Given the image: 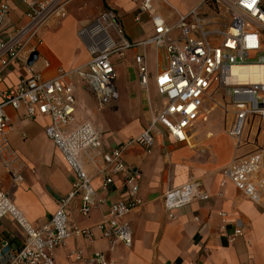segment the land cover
Wrapping results in <instances>:
<instances>
[{"label": "built area", "instance_id": "1", "mask_svg": "<svg viewBox=\"0 0 264 264\" xmlns=\"http://www.w3.org/2000/svg\"><path fill=\"white\" fill-rule=\"evenodd\" d=\"M9 1L0 0V71L18 62L39 41L49 20L64 17L65 7L72 0H20L25 22L6 33L3 21L10 11ZM156 1L139 0L134 17L136 21L141 14L149 17L152 34L147 39L130 41L116 14L106 9L78 33L90 55L87 64L69 71L59 69L51 77L31 72L14 87L0 90V154L7 147L5 134L10 127L6 108L22 109L27 118H47L45 136L74 175L71 191L57 197L54 214L36 226L24 218L0 185V220L5 216L12 218L23 233L21 246L2 245L0 264H54V251L72 235L89 236L88 229L76 227L70 218L68 205L75 198L79 199V214L84 217L94 207L103 206L98 224L102 236L112 244L130 246L132 232L123 217L143 204L139 194L142 174L124 161V151L138 145L149 152L161 131L176 142L187 141L188 129L209 101L210 108L217 106L227 117L224 131L232 139L235 151L223 168L221 185L230 182L247 200L264 205V148L260 146L264 131V82L231 80L232 66L264 64L261 0H198L197 6L184 13L174 9L177 19L172 24L156 13ZM149 43L159 51L163 63L154 76L161 108L137 136L107 145L92 122H75L77 100L68 78L75 77L99 108L113 105L118 93L112 56L124 58L129 50L143 49ZM132 62L140 86L147 91L149 71L145 53L134 54ZM246 146L251 148L244 151ZM96 176L101 179L102 191L110 189L114 178L121 176L124 197L117 201L100 197L92 185ZM16 178L20 180V176ZM208 197L201 180L191 178L167 189L163 206L167 217L174 218L179 209ZM220 216L222 230L228 221L225 212H220ZM234 223L236 228L228 236L230 241L242 235L241 221L236 219ZM75 258H82L80 251ZM89 260L95 264H118L107 261L99 251L93 252Z\"/></svg>", "mask_w": 264, "mask_h": 264}, {"label": "crops", "instance_id": "2", "mask_svg": "<svg viewBox=\"0 0 264 264\" xmlns=\"http://www.w3.org/2000/svg\"><path fill=\"white\" fill-rule=\"evenodd\" d=\"M138 2L70 1L65 7V16L49 20L41 30L39 41L32 44L18 62L0 71V90L14 87L31 72L51 77L59 69L69 71L87 64L90 55L78 33L106 9L116 14L130 41L147 39L152 34V23L146 14H141L139 21L135 20ZM185 2L180 9V4ZM163 5L184 13L197 6L198 0L156 1V13L172 24L177 15L172 12L176 16L172 20L163 16L159 12ZM9 6L10 11L3 21L6 33L25 22V9L20 0H10ZM138 28H145V34H139ZM147 49L154 52L157 67H149L146 61L149 71L146 91L139 84L132 58L141 51L147 56ZM32 52L37 53V59L28 66L27 59ZM126 55L129 56L123 66L126 73L123 85L126 91L132 90L143 95V91L148 93L150 86L156 91L154 76L163 64L159 51L149 43L143 49L129 50ZM115 67L119 76L120 66L116 62ZM68 81L74 85L77 100L75 122L82 121L79 115L86 110L87 115L94 120V126L102 133L105 144L124 141L144 129L132 131L120 125L108 126L100 118L99 112L91 107L95 100L90 92L75 77L70 76ZM118 99L113 104L114 111L118 109ZM125 100L129 103L131 98L127 95ZM147 100L148 105H151L150 99ZM212 110H219L220 113L214 119H209ZM6 112L10 118V127L5 134L7 147L0 154V185L24 218L36 226L54 214L57 197L66 196L71 191L74 175L62 155L45 136L47 118H27L22 109L14 110L10 107L6 108ZM90 120L86 121L92 122ZM216 123L222 125L217 126ZM224 123L225 116L217 106L205 107L199 119L188 129L187 141L176 142L161 131L149 152L138 145L125 150L124 161L138 168L142 174L139 194L143 204L123 217L131 228V245L125 246L121 242L112 244L110 239L103 237L98 224L104 207L96 206L84 217L79 214V199L75 198L68 205L72 223L80 229H88L90 235H72L63 247L54 251V264H95L89 260L95 251L102 252L107 261L118 264H264V205H255L247 200L230 182L221 185L223 168L235 153L233 141L224 131ZM219 136H225L231 147L230 153L222 160L214 156L215 138ZM16 176H20V180ZM191 178L201 180L209 195L208 199L194 201L179 209L174 218H168L163 206L165 191ZM92 185L99 196L106 197L107 201H117L124 197L121 176L114 178V185L107 191L100 189L101 179L97 176L92 178ZM220 212L226 213L228 221L222 230ZM236 219L241 221L242 235L230 241L228 236L236 228ZM4 243L13 246H21L23 243V233L8 216L0 220V253ZM77 251L81 252L80 260L75 258Z\"/></svg>", "mask_w": 264, "mask_h": 264}, {"label": "rangeland", "instance_id": "3", "mask_svg": "<svg viewBox=\"0 0 264 264\" xmlns=\"http://www.w3.org/2000/svg\"><path fill=\"white\" fill-rule=\"evenodd\" d=\"M186 3L187 2H185L184 4H180L181 6H179V8L181 9L182 6H184ZM171 5L173 7H177L175 4L174 5L171 4ZM173 7L163 5L160 7L159 12L163 16H166L167 18H171L172 20L173 16L176 17ZM172 12L175 15L174 14L172 15ZM138 29H139V34H143V35L145 34L146 32L145 28H138ZM147 50L148 51H147L146 61L149 67H152L153 69H155L157 65H156V59H155L154 52L149 49ZM112 58H114L115 62L120 66V74L119 76H117L116 81H115L117 91L120 96L117 102L119 105L118 109L114 111L113 105L99 108L94 102H93V105H91V107H93L97 113L99 112L100 118L104 120L106 123H108V126L117 127L120 125V126H123V128L131 129L132 131L134 130L141 131V129L145 127V125L148 123L149 119L153 115H155V113L160 109L161 103H162L161 97L157 94L156 91L153 90L152 86H150L148 93L143 91V95H140L137 92H133L132 90L126 91L123 85V79H125L124 75H126V73L124 72L123 66L126 64V61L129 60V56L126 55L124 58H119L116 54H114ZM127 95L131 98V101L129 103H127L125 100ZM222 95H225V93L222 92ZM148 98L150 99L151 105H148V100H147ZM205 105H206L205 107L208 108L212 104L209 101ZM218 113H220L219 110H212V112H210L211 115L209 119H214L218 115ZM79 119L82 121L90 120L91 117L87 115L86 110H83V113L79 115ZM90 121H92V124L94 125L95 123L93 122L94 120L91 119ZM220 124L221 123H219L217 126L222 125ZM226 124H227V117L225 118L224 126ZM260 146L264 148V131H262L261 136H260ZM213 148L215 149L214 156H216V158L220 160H222V158L226 154L230 153L231 151V147L228 144V139L225 136H219L215 138V146ZM250 148L251 147L246 146L244 148V151Z\"/></svg>", "mask_w": 264, "mask_h": 264}, {"label": "bare ground", "instance_id": "4", "mask_svg": "<svg viewBox=\"0 0 264 264\" xmlns=\"http://www.w3.org/2000/svg\"><path fill=\"white\" fill-rule=\"evenodd\" d=\"M232 81L239 83L264 82V64L235 65L231 67Z\"/></svg>", "mask_w": 264, "mask_h": 264}, {"label": "water", "instance_id": "5", "mask_svg": "<svg viewBox=\"0 0 264 264\" xmlns=\"http://www.w3.org/2000/svg\"><path fill=\"white\" fill-rule=\"evenodd\" d=\"M36 59H37V53L32 52L27 59V65L31 66L36 61Z\"/></svg>", "mask_w": 264, "mask_h": 264}, {"label": "trees", "instance_id": "6", "mask_svg": "<svg viewBox=\"0 0 264 264\" xmlns=\"http://www.w3.org/2000/svg\"><path fill=\"white\" fill-rule=\"evenodd\" d=\"M261 6L264 8V0H261Z\"/></svg>", "mask_w": 264, "mask_h": 264}]
</instances>
